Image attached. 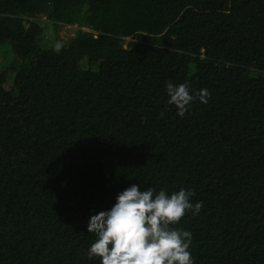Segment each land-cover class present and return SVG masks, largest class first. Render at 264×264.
Here are the masks:
<instances>
[{"label": "trees", "instance_id": "obj_1", "mask_svg": "<svg viewBox=\"0 0 264 264\" xmlns=\"http://www.w3.org/2000/svg\"><path fill=\"white\" fill-rule=\"evenodd\" d=\"M3 47L0 264H101L90 218L133 184L194 190V264H264V0H0ZM169 81L210 98L181 117Z\"/></svg>", "mask_w": 264, "mask_h": 264}, {"label": "clouds", "instance_id": "obj_2", "mask_svg": "<svg viewBox=\"0 0 264 264\" xmlns=\"http://www.w3.org/2000/svg\"><path fill=\"white\" fill-rule=\"evenodd\" d=\"M167 93L168 104L175 105L181 117L195 99L207 103L211 95L206 88L190 94L188 83L174 85L171 81ZM194 195V190L186 189L171 195L164 189L157 193L154 187L141 191L133 184L119 193L110 210L91 216L88 232L96 240L87 253L89 259L99 257L101 264H194L189 250L192 233L171 227L186 211L199 213L203 203L193 204Z\"/></svg>", "mask_w": 264, "mask_h": 264}, {"label": "rangeland", "instance_id": "obj_3", "mask_svg": "<svg viewBox=\"0 0 264 264\" xmlns=\"http://www.w3.org/2000/svg\"><path fill=\"white\" fill-rule=\"evenodd\" d=\"M36 20L43 28V34L40 37V44L44 47H55L68 42L76 34L78 29V25L76 24L54 25L52 21L43 16L36 18ZM83 29L89 30L87 27H83ZM129 39L130 38H128V40ZM12 63L19 67L20 60L17 61V57L12 53H7L6 47L0 49V72H2V70H9L8 68L6 69V67Z\"/></svg>", "mask_w": 264, "mask_h": 264}]
</instances>
